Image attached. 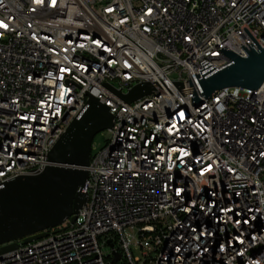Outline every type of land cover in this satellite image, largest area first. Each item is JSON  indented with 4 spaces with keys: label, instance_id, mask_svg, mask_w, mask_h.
Masks as SVG:
<instances>
[{
    "label": "built area",
    "instance_id": "2783aa9c",
    "mask_svg": "<svg viewBox=\"0 0 264 264\" xmlns=\"http://www.w3.org/2000/svg\"><path fill=\"white\" fill-rule=\"evenodd\" d=\"M245 29L264 49V0H0V189L53 165L91 97L114 116L76 222L0 264H264V97L193 106L189 81L258 52Z\"/></svg>",
    "mask_w": 264,
    "mask_h": 264
},
{
    "label": "water",
    "instance_id": "95a60500",
    "mask_svg": "<svg viewBox=\"0 0 264 264\" xmlns=\"http://www.w3.org/2000/svg\"><path fill=\"white\" fill-rule=\"evenodd\" d=\"M258 46L252 51L243 46L248 55L242 58L227 47L220 50L232 62L217 69L207 61L201 62L203 70L191 77L194 87L193 106L227 88H245L264 97V49ZM152 88L143 84L133 89L124 99L131 104L152 93ZM114 126V116L109 108L91 97L89 108L76 119L55 146L49 156L53 164L35 176L20 177L0 189V246L25 239V242L42 239L45 231L61 226L67 219L76 222L87 197L83 189L88 180L95 137ZM6 247L1 252L15 248ZM119 255L116 254V261Z\"/></svg>",
    "mask_w": 264,
    "mask_h": 264
},
{
    "label": "rangeland",
    "instance_id": "374dc122",
    "mask_svg": "<svg viewBox=\"0 0 264 264\" xmlns=\"http://www.w3.org/2000/svg\"><path fill=\"white\" fill-rule=\"evenodd\" d=\"M109 138H110V133L109 132L104 131L102 133H99L94 139L93 154H95L96 152H98L101 149H103L107 145V143H108L107 140ZM129 241L133 242L131 237H129ZM133 254L137 255V251L134 248H133Z\"/></svg>",
    "mask_w": 264,
    "mask_h": 264
}]
</instances>
